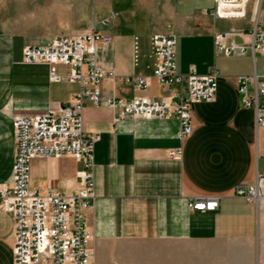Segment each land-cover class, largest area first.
<instances>
[{"label":"crops","instance_id":"obj_1","mask_svg":"<svg viewBox=\"0 0 264 264\" xmlns=\"http://www.w3.org/2000/svg\"><path fill=\"white\" fill-rule=\"evenodd\" d=\"M215 7V0H0V187L13 183V119L57 111L80 90L66 65L24 63V47L93 29L111 35L96 52L98 65L113 71L100 85L105 97L178 100L181 84L164 86L153 76L154 34L176 36L178 73L195 66L217 76L215 98L193 103L192 132L183 138L176 117L115 122L117 107L86 104L84 128L101 135L96 199L87 210L94 264H264V198L234 194L264 173V126L243 105L237 80L264 75V51L224 55L215 42L234 31L227 44L250 46L255 24L264 25V0H246L228 15ZM51 68L63 78L53 80ZM138 75L148 77L143 88L131 80ZM177 150L180 157L170 154ZM80 167L70 155L33 157L30 188L72 192ZM194 197H218L219 206L192 209ZM14 222L0 209V264H13Z\"/></svg>","mask_w":264,"mask_h":264},{"label":"built area","instance_id":"obj_2","mask_svg":"<svg viewBox=\"0 0 264 264\" xmlns=\"http://www.w3.org/2000/svg\"><path fill=\"white\" fill-rule=\"evenodd\" d=\"M246 0H215L216 11L228 15L227 10L241 6ZM234 32V31H233ZM231 32V33H233ZM215 37L217 51L224 55H242L264 51V25L255 24L250 46L226 43L228 34ZM112 41L111 35L93 29L79 37L61 35L51 41L26 46L22 60L26 64H63L72 69L70 79L80 85V90L69 104L57 111H47L36 117L19 116L13 119L18 138V151L13 165V183L0 187V209L14 215L13 264H94L93 234L87 224V210L96 199L95 148L101 135L84 128L82 113L86 104L107 103L117 107L114 121L132 115L138 118L176 117L180 122L181 137L192 132L191 106L195 102L211 101L217 92V76L210 72L199 74L191 66L187 74L177 71L174 34H154L153 45L156 57L153 76L164 86L179 83L183 91L178 100L147 98L126 100L118 96L105 97L100 85L113 76V71L101 68L96 59L98 45ZM53 80L63 77L51 68ZM139 87L148 84V77L135 76ZM238 91L245 107L255 112V125L264 126V75L256 71L237 77ZM172 156H181L182 150L171 151ZM72 156L79 164L77 187L72 192L60 189L33 191L30 188L29 163L33 157ZM234 194L249 202L257 203L264 198V173L252 183L236 185ZM189 206L195 210H215L218 197H194Z\"/></svg>","mask_w":264,"mask_h":264},{"label":"rangeland","instance_id":"obj_3","mask_svg":"<svg viewBox=\"0 0 264 264\" xmlns=\"http://www.w3.org/2000/svg\"><path fill=\"white\" fill-rule=\"evenodd\" d=\"M5 7H6L5 9L7 10L6 13H8V11H9V13L11 14V6H10V4L6 5ZM49 41H51V40H49Z\"/></svg>","mask_w":264,"mask_h":264}]
</instances>
